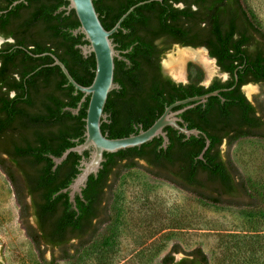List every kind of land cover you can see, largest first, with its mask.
<instances>
[{"label":"trees","instance_id":"trees-1","mask_svg":"<svg viewBox=\"0 0 264 264\" xmlns=\"http://www.w3.org/2000/svg\"><path fill=\"white\" fill-rule=\"evenodd\" d=\"M18 1L21 0H0V36L15 39L14 45L0 49V57L4 66L14 58L25 67L22 78L12 83L8 78H0L3 152L0 169L14 190L41 264L75 263L94 241L101 225L108 222L107 217L98 219L99 208L105 203L103 212H107L108 195L119 177L109 182L108 176L103 175L105 169L91 176L83 197L76 196V208L68 193L59 194L80 173L82 157L71 153L56 170L52 157H61L66 150L84 142L89 98L78 114H73L84 94L76 91L58 66H53L52 57L38 55L53 53L74 80L85 87L94 80L96 59L93 54L84 59L80 53V46L88 42L83 34H74L80 23L73 10L62 9L69 6L67 0H24L13 5ZM93 1L106 30L113 29L132 7L145 2L135 8L112 36L114 44L123 50L122 59H115L117 76L131 78L133 98L127 101L125 84L121 96L115 95L119 89L110 93L105 108L108 118L102 124V132L109 138H125L129 132L135 134L149 129L167 107L176 102L235 86L220 96L210 97L205 104L188 109L184 115L189 129L200 130L210 140L203 160L199 156L206 146V138L203 135L187 138L176 132L173 135L172 127L165 129L170 141L167 148L162 146L164 140L160 137L141 146L143 148L104 157L110 160L127 151H138L142 155L146 148H151L153 159L149 160L147 168L151 176L175 185L204 203L245 209L264 216V192L254 189L229 158L223 159L221 152L225 141L232 147L242 139H264V108H258L261 115H256L257 108L241 90L249 84L264 86V30L254 22L242 0ZM170 39V43L182 47L206 48L221 71L231 78L226 82L215 80L207 89L197 86L196 82L183 86L165 78L162 85L154 82L148 95L142 97L145 84L138 78H145V72H141V61L152 67L149 61L168 49L159 51L155 42L162 40L163 44H169ZM16 45L19 48L14 47ZM28 46H33V55L24 49ZM30 61L32 65L27 67ZM129 65L131 70L125 71ZM28 75L32 78H26ZM3 86H8L6 92H1ZM12 90L16 92L14 97L8 95ZM113 107L118 110L112 112ZM107 113H111V117ZM135 125L140 131L134 129ZM181 126H185L184 120ZM2 139L7 142L1 143ZM84 156L88 158L89 153L85 152ZM151 166H161L163 171L156 173ZM134 167L139 165L133 163L131 168ZM16 168L25 174L34 214L25 211L28 195L18 190L20 182L13 175ZM32 215L37 218V227L29 224ZM56 249L59 258L54 256ZM48 250L53 254L50 260L45 258ZM178 253L174 248L163 258L162 264H210L201 248L176 261Z\"/></svg>","mask_w":264,"mask_h":264},{"label":"rangeland","instance_id":"rangeland-1","mask_svg":"<svg viewBox=\"0 0 264 264\" xmlns=\"http://www.w3.org/2000/svg\"><path fill=\"white\" fill-rule=\"evenodd\" d=\"M242 2L264 30V0ZM178 50L172 48L163 57V65L176 57ZM188 63L193 62L187 61L182 67ZM205 75L206 83L212 77L224 79L218 71L212 77ZM243 92L257 108H264V86L249 84ZM221 152L254 189L264 192V139H242L232 147L224 143ZM142 165L123 172L113 184L105 215L108 222L101 225L76 262L57 264H162L174 248L179 250L177 261L201 248L210 264H264L263 215L204 203L155 179ZM20 212L14 190L0 170V264H41ZM29 224H33L31 219ZM52 255L50 250L45 252L47 260ZM54 256L59 258V251Z\"/></svg>","mask_w":264,"mask_h":264},{"label":"water","instance_id":"water-1","mask_svg":"<svg viewBox=\"0 0 264 264\" xmlns=\"http://www.w3.org/2000/svg\"><path fill=\"white\" fill-rule=\"evenodd\" d=\"M24 0L18 1L13 5ZM69 6L67 11H74L79 20L80 27L74 32L75 35L81 33L84 35V40L88 42L87 45L80 46L84 57L94 55L96 59L95 77L92 84L88 87L82 86L77 83L69 73L66 66L54 55L50 54L54 59L53 66H58L67 77L69 83L73 85L76 91L81 92L84 96L78 105V108L73 111V114H78L82 107V104L89 98V104L87 109V117L85 119V133L84 142L73 148L66 150L61 157H52L54 162V170L67 160L71 153H76L82 157L79 171L80 173L74 179L72 184L66 189H63L60 193H68L70 202L76 208V196L83 197V190L86 189L88 181L91 176H97L102 169V163L105 161V154H115L120 151L128 149L139 148L149 142H152L156 138H163V147L167 148L170 141L165 132L167 127H172L184 134L187 138L191 136L199 137L203 135L206 138V146L199 156V159L203 160V156L210 147V140L207 136L197 129H188L185 126H181L183 120L179 118V115L186 110L191 109L199 104H205L210 97L220 96V93L231 91L235 88L233 86L229 89H219L211 93L192 97L183 101L176 102L165 110L164 114L156 120V122L147 130H141L137 135H131L125 138L110 139L106 134L102 132V124L107 121L108 116L105 114V107L110 93L119 89V86L114 83L115 73V59H122L120 52L116 50V45L113 42L112 36L119 31L123 21L135 10L136 7L145 4L142 2L132 7L126 14H124L118 23L111 30H106L103 26L100 16L96 11L93 0H67ZM178 49H191V50H203L208 58L215 64L216 69L220 72V68L217 65V61L211 58L207 49L204 47L192 48V47H180L175 46ZM164 71L167 75L171 76L176 82H186L187 79L177 80L164 65ZM227 76L226 74H224ZM211 80L213 79L210 78ZM226 79V78H224ZM236 81L238 77L236 76ZM244 89V88H243ZM249 100V98H248ZM250 101V100H249ZM189 104V105H188ZM188 105L185 108L173 111L174 108ZM88 152L89 157L86 158L84 153Z\"/></svg>","mask_w":264,"mask_h":264},{"label":"flooded vegetation","instance_id":"flooded-vegetation-1","mask_svg":"<svg viewBox=\"0 0 264 264\" xmlns=\"http://www.w3.org/2000/svg\"><path fill=\"white\" fill-rule=\"evenodd\" d=\"M14 42H15V39L13 37L0 36V49L9 48L10 47L9 45H14L15 44ZM170 42H172L171 39L169 40V42H167L169 44H163L164 42L162 40H158V41L155 42V44L157 45L159 51H162L165 48H168V49L164 53H160V54L157 53V56L149 61V63L153 64L152 67H150V65H148V64L146 65V64L142 63V61H141V65H140L142 67L141 72H143V71L145 72V75H144L145 78H138L139 81H141V82H143L145 84V86H144L145 90H144V93L142 94V97H145V96L148 95L149 89L152 87L154 82H158V83H160L162 85V83L164 82L165 78L171 80L173 83H175L177 85H183V86L192 85L194 82H196L197 86L203 87L205 89L209 88L215 80H221V82H226V81H228L231 78L230 74L224 73L220 69L221 74L220 73L219 74L222 75L223 78H226V79H221L220 77L217 76L216 78H213L212 80H210V82L206 83V75H205V73H207V72H206L204 66L201 65L198 62L192 61L193 63H188L185 68H183L184 66L182 67V70L184 69V71L182 72L183 76L181 78L182 79L186 78L187 81L186 82H181V83L176 82L174 79H172L171 76H169V75H167L165 73L164 65H163L162 61H163V57L165 55H167V53H169L172 48H175V46H177V45L180 46V47H182V46L180 44L170 43ZM117 46H118V44L116 45V49L118 51H120V56H122L123 54H121V51H123V50H121L120 47H117ZM14 47L19 48L18 45L14 46ZM21 48H23V47H21ZM24 49L28 53L33 55L31 53V50L33 49V46H28V47H26ZM181 50H183V49H181ZM2 53L5 54L6 52H2ZM80 53L83 56L82 51ZM208 53H209V51H208ZM6 54L9 55V53H6ZM50 54L54 55L53 53L46 52V53L38 55V56H50L51 57ZM34 56H36V55H34ZM89 57H87L86 59H88ZM83 58H84V56H83ZM123 60L127 64V59L125 57H123ZM27 64H28L27 67L32 65L31 61H30V64L28 62H27ZM191 65L194 66L192 69L190 67ZM23 70H25V67L20 65V62H19L18 59L15 60L13 58V59L10 60V64H7L6 66H4L3 59L0 57V78H8V80H10V82L12 83L13 81H15V79L22 78L21 72ZM130 70H131V66L129 65L128 67H126L125 71H130ZM224 74H226L227 76H225ZM26 78H32V77L28 75ZM177 80H181V79H177ZM114 83L116 85L120 86L119 90H117V92L115 94L116 96H121V94L124 93L125 86H126V89H127V101L131 100L133 98V95H132L133 93H132V90L130 89L131 78H122L120 76H117V67H116V65H115V73H114ZM124 84H125V86H124ZM245 86H247V85H245ZM245 86H243L241 88L242 92H243V88ZM7 87L8 86H5V87L3 86L1 92H6L8 90ZM8 95L10 97H14L16 95V92L13 91V90L12 91H8ZM188 105H182V106H179L178 108L176 107V108L173 109V111L181 110V109L185 108ZM253 106H255V105L253 104ZM113 109L114 110H116V109L118 110L117 107H113L111 109L112 112L114 111ZM186 112H187V110L184 113H182L181 115H179V118L184 120L185 127L187 126V128H188L189 127V123L186 122L185 117H184ZM107 114L111 117V113H107ZM255 114L256 115H261V112H260V110L258 108H257V112ZM141 126L142 125H140V127ZM134 129L140 131L138 129V127H136V125H135ZM172 130H173V135H175V132H176V135H180L181 134L179 131H177L175 129H172ZM130 133H132V132H129L127 137H129L131 135H137L139 132L135 133V134L134 133L130 134ZM110 139H112V138H110ZM114 139H117V138H114ZM6 142H7V140H5V141H4V139L1 140V143H6ZM224 143H226V141ZM1 146L2 145L0 144V160L3 159V157H2L3 156L2 155L3 152H2V147ZM140 148H143V147H140ZM142 150L143 149H140V151H142ZM144 151H145V153L142 154V155H140V152H138V151H137L138 153L137 152L132 153V152L127 151L126 154L117 155L116 157H113L110 160H107L104 157L105 161L102 163V166H103L102 170L103 169H105V170L103 172V175L108 176L109 182H111L115 178L120 177L123 172L138 168V167L131 168V165L133 163H137L139 165V167L141 166V164H143L142 165L143 166V170L145 172H147V168L149 167L148 162H149V160H152L153 158H152L151 148H146ZM223 159L225 161L227 160L224 157H223ZM104 163L106 164V166H105ZM126 166H127V170H126ZM151 169L154 170L156 173H161V171H163L161 166H156V167L151 166ZM1 172H3V171L1 170ZM13 175H14V178L17 181L20 182V183H18V184H20V187L18 188L19 192H21V193L23 192L22 194L28 195L27 196V205H28V207H26L25 211L27 210L29 213H31V214L33 213L34 214L35 208L33 207L32 197L29 195V188L26 186V183L24 182V177H25L24 172L19 170V168H16L14 170V174ZM154 178L155 179H159L157 177H154ZM104 206H105V203H102L101 207L99 208V213L100 214H99L98 219H103L105 217V215H106V213L103 212ZM30 219L33 221L32 225L37 227V223H36L37 222L36 221L37 218H36V216L32 215L30 217ZM56 250L58 251V249H56Z\"/></svg>","mask_w":264,"mask_h":264},{"label":"bare ground","instance_id":"bare-ground-1","mask_svg":"<svg viewBox=\"0 0 264 264\" xmlns=\"http://www.w3.org/2000/svg\"><path fill=\"white\" fill-rule=\"evenodd\" d=\"M187 61H195L204 66L208 77H212L216 74L217 70L214 62L208 58L203 50H178L176 57H172L166 62V69L177 79L182 80L183 70L182 66Z\"/></svg>","mask_w":264,"mask_h":264}]
</instances>
